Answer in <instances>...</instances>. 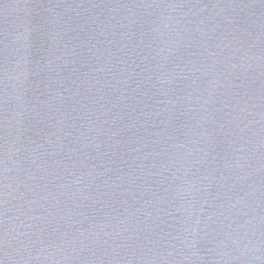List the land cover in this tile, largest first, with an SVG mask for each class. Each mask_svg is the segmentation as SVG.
<instances>
[{"label":"water","instance_id":"1","mask_svg":"<svg viewBox=\"0 0 264 264\" xmlns=\"http://www.w3.org/2000/svg\"><path fill=\"white\" fill-rule=\"evenodd\" d=\"M0 264H264V0H0Z\"/></svg>","mask_w":264,"mask_h":264}]
</instances>
